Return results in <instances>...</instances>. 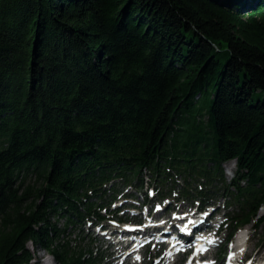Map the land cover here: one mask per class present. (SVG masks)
I'll return each mask as SVG.
<instances>
[{
    "label": "trees",
    "instance_id": "16d2710c",
    "mask_svg": "<svg viewBox=\"0 0 264 264\" xmlns=\"http://www.w3.org/2000/svg\"><path fill=\"white\" fill-rule=\"evenodd\" d=\"M245 1L0 0V264H39L29 242L96 264L66 229L144 171L202 181L231 236L264 224V0Z\"/></svg>",
    "mask_w": 264,
    "mask_h": 264
},
{
    "label": "rangeland",
    "instance_id": "374dc122",
    "mask_svg": "<svg viewBox=\"0 0 264 264\" xmlns=\"http://www.w3.org/2000/svg\"><path fill=\"white\" fill-rule=\"evenodd\" d=\"M249 1L251 0H246L245 3H248ZM256 2V1H255ZM254 4V3H253ZM251 5H249L250 7ZM246 7L248 6H245V7H242L241 9V12H245L246 10H248ZM243 8H246L245 10H243ZM222 168H223V176L224 178L229 181L232 177H233V171L235 170V164L233 161H229V162H226V163H223L222 164ZM149 175V173H148ZM179 181H175L176 184L178 186H172L170 184H168V189L170 190V187H171V190L172 191H175L176 194H172V196L170 197V199H172V203H182L184 202V199L182 196H180V194L177 192L178 190L181 189V187L183 186V181L180 177L177 178ZM192 181L190 183V185H194V187H199L198 183H203L202 181L198 180V182H194ZM109 184L106 186L108 188ZM117 189L119 190V193L121 191L125 192V189L124 186L125 185H122V183H120L119 181L117 182L116 184ZM164 187L167 188L166 186V182L164 184ZM179 187V188H178ZM169 195V194H168ZM167 195V196H168ZM107 197V196H106ZM120 196L119 194L116 195V204H118V202H122V197ZM187 202H189L188 200H186ZM135 202L137 203H140V201L138 199L135 198ZM222 202H223V199L221 197H217V204L215 205L214 208H220L222 209ZM114 206V205H113ZM122 206V205H121ZM119 207L117 209V214L116 212L115 213H109L108 216L110 215L112 217V219L110 220L111 222L110 223H117V220L120 216V220L122 222H127V223H139V219H140V216L139 215H130L129 212L127 211H131V210H135L137 209V211H139V207H133L132 205H128V204H124L123 207ZM139 206V205H138ZM136 211V210H135ZM231 211V210H230ZM217 212V215H215L213 218H211V222H214V227L212 228V231L215 232L216 231V234L214 236V238L217 240V246L211 248V256L210 258L208 259H204V262H212L215 260V264H225V262L227 261V254H228V251H230V248H231V244L229 243V228L227 227L226 230H224V227L220 230H216V227L218 225V223H220L223 218L225 217V215H223L221 213V210L218 211H214V213ZM162 214V213H161ZM264 214V208H261L259 211H258V217H261L262 215ZM122 215H124L122 217ZM168 216V214H167ZM58 224L60 226H63V220H58ZM121 221H119L118 223H122ZM87 223H85V220H84V224L83 222L82 223H77V224H74V225H71L66 229V235L68 237V239L70 240V245H73V248H83V254H85L87 256V252L91 249V248H95V246H98L100 248V252L102 251V255H100L101 260L102 261H105L104 264H108L106 263L107 261H109L111 259V257L108 255H106V253L104 252V245H105V242H104V238L102 236H100V234L96 233L94 231V227H90L88 226ZM83 229V232L80 231V229ZM247 228V234L249 236V240L247 242V248H248V252H249V256L252 258L253 256H255L256 254V257L257 258H261L263 257L264 259V224L260 223L257 225V227L255 229H253L254 227H252V225H249V226H246ZM245 228V229H246ZM236 235L234 236L233 240L231 243H233L235 241V238H236ZM29 250L32 252L33 254V257L35 258V260L39 263V264H57L52 258L51 256L44 250L42 249H38L36 250L34 248V246L32 245L31 242H29L27 244ZM113 249H110L109 251H107L108 253H112ZM109 257V258H108ZM143 257H144V260H143V263L142 264H169L170 262H163V261H160L159 263H157V260H158V252H154L153 249H149V250H146L144 251L143 253ZM101 261V262H102ZM189 262V257L188 255H184L183 257L182 256H179L177 258V262L175 264H187Z\"/></svg>",
    "mask_w": 264,
    "mask_h": 264
},
{
    "label": "bare ground",
    "instance_id": "6f19581e",
    "mask_svg": "<svg viewBox=\"0 0 264 264\" xmlns=\"http://www.w3.org/2000/svg\"><path fill=\"white\" fill-rule=\"evenodd\" d=\"M255 1L256 0H251V1H249L248 3H246L247 5H252L253 3H255ZM154 194V197H156V194H159V192L158 191H156V192H154L153 193ZM168 196H167V198H166V201H171L172 199H170V197L172 196V194H175V191H168ZM197 213V212H196ZM206 218L205 219H203L202 220V222L203 223H205L206 222ZM150 224H147L146 226H144V229L143 230H145V231H148L149 229H150ZM205 226H207V225H205ZM118 228L116 227V226H111L110 227V231L112 232V233H117L118 234ZM245 230H247V228L245 229ZM122 231H124V230H121L119 233H121ZM243 234H244V231L242 230L241 231V233H239L237 236H236V238H235V240H236V243L238 244L239 242H241V240H242V238H243ZM190 236H191V238L189 239V241H188V244L189 243H191V240L193 239V237H194V233H193V231H190V234H189ZM100 236H102V235H100ZM165 239H166V237H163V238H159L158 240H157V242H156V252H158V261H160V260H162L163 258H167L166 257V255H165V253L164 254H160V249H161V247L163 246V244L165 243L164 241H165ZM113 244H115V243H111V245H113ZM124 249V246H122L120 249H116V250H114V252H113V255H112V259L108 262L109 264H111V262L113 261V263L112 264H118V262H116V261H118V260H120V259H117V258H119L121 255H120V252L122 251ZM133 254V251H131V250H128L127 251V254L123 257V264H128L129 263V261H130V258L133 256L132 255ZM115 259H117L116 261H114ZM261 259L263 260V257H261V258H257L256 257V254H255V256H253L252 258L250 257V260H251V264H257V263H259L258 261H261ZM122 260V259H121ZM116 262V263H115ZM167 262V261H166ZM188 264V263H187Z\"/></svg>",
    "mask_w": 264,
    "mask_h": 264
},
{
    "label": "snow or ice",
    "instance_id": "6c2138e0",
    "mask_svg": "<svg viewBox=\"0 0 264 264\" xmlns=\"http://www.w3.org/2000/svg\"><path fill=\"white\" fill-rule=\"evenodd\" d=\"M199 251H206V249H202V250H199ZM188 264H191V261H189ZM204 264H208V262H204Z\"/></svg>",
    "mask_w": 264,
    "mask_h": 264
}]
</instances>
